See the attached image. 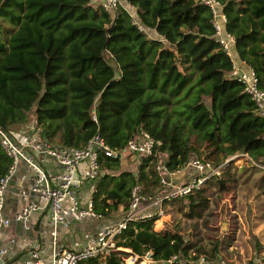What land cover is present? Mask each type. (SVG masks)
Masks as SVG:
<instances>
[{
	"label": "trees",
	"instance_id": "1",
	"mask_svg": "<svg viewBox=\"0 0 264 264\" xmlns=\"http://www.w3.org/2000/svg\"><path fill=\"white\" fill-rule=\"evenodd\" d=\"M218 1L232 49L264 88V0ZM125 5L105 10L89 0H0V127L18 132L34 124L41 137L63 146H80L98 131L115 151L99 153L100 173L90 192L92 208L102 216L118 205L125 209L133 186L156 193L160 163L167 171L191 157L220 165L218 174L179 196L185 214L196 217L207 205V184L225 190L233 181L227 156L244 154L262 168L264 116L230 75L232 60L200 0ZM142 131L157 142L148 154L128 152L135 154L133 172L121 166L117 152ZM9 164L0 147V176ZM262 175L264 169L260 182ZM157 217L129 220L115 245L138 254L149 250L158 260L153 264H200L199 257L202 264H217L215 248L196 245L191 255L194 243L187 236L154 230ZM114 254L105 261L118 264ZM95 259L86 262L97 264Z\"/></svg>",
	"mask_w": 264,
	"mask_h": 264
},
{
	"label": "built area",
	"instance_id": "2",
	"mask_svg": "<svg viewBox=\"0 0 264 264\" xmlns=\"http://www.w3.org/2000/svg\"><path fill=\"white\" fill-rule=\"evenodd\" d=\"M89 1L100 5L102 9L112 10L121 0ZM200 1L209 8L212 15L214 35L230 56L228 43L232 41V36L223 31L222 26L225 18L221 10V4L218 0ZM229 73L243 84V89L254 101L257 112L264 116V88L257 87L256 77L251 68L247 65L241 67L232 60ZM91 117L94 118V114ZM26 127L29 132L21 138L15 136V134L19 135V131L13 134L11 131L0 127V147L10 158L9 166L5 173L0 176V228L9 223V218L2 212L4 191L17 161L22 160L25 169L29 172V189L39 197L41 202L28 201L23 203L20 209L13 213L12 218L26 222L30 210L39 209L43 211L50 222L49 233L54 243L56 237L55 224H65L67 217L79 219L85 215L101 216L92 208L90 193L81 203L75 192L77 187L85 180L94 183L97 179L100 173L98 166L99 153L110 155L115 154V151L107 146L98 131H95L80 146H63L41 137L39 127L34 124H28ZM138 136L139 139L129 138L117 153L120 155L125 152L148 154L157 141L145 131L140 132ZM45 157L50 158L55 163L56 170L43 167L41 160ZM218 166L195 157L189 158L181 167L172 171H167L160 163L156 166L159 172V189L156 193H142L137 186L131 187L129 201L122 213L113 221L101 225L93 234L84 235L85 240L83 243L79 245L74 243V246L71 247H55L49 256L42 258L39 256L38 245L36 242H32L25 249L22 262L18 264H79L88 258L99 259L115 250H122L115 245V235L126 227L129 220L143 219L154 214L159 216L165 201L198 188L206 177L220 172ZM261 167L264 169V163ZM186 168L192 169L194 172L187 180L175 183L168 178L171 174L178 173ZM21 195L24 196L25 192L21 191ZM4 250L0 247V264H11L4 257ZM126 252L125 254L129 255L130 264L137 258H144L151 262L158 261L150 257L149 250L138 254L127 248ZM197 262L202 264L203 259L199 257Z\"/></svg>",
	"mask_w": 264,
	"mask_h": 264
},
{
	"label": "rangeland",
	"instance_id": "3",
	"mask_svg": "<svg viewBox=\"0 0 264 264\" xmlns=\"http://www.w3.org/2000/svg\"><path fill=\"white\" fill-rule=\"evenodd\" d=\"M28 117L32 119L30 111ZM192 138L194 134L189 133V139ZM246 157L240 153L226 157L225 163L229 160L233 181L225 190L207 184V205L198 216H187L183 199L177 196L163 203L152 228L176 230L187 236L194 243L188 248L191 255L196 254V245L206 251L215 248L217 264H264L260 260V255L264 253V175L261 182L258 180L263 168L257 164L258 168L253 167ZM219 168L220 165L218 171ZM255 241L259 243V249H255ZM118 249L122 250L114 251L117 263L130 264L129 255L123 252L127 248L119 246ZM105 257L95 259L97 264H111L110 259L105 261ZM79 264L88 263L85 260ZM132 264L153 262L137 258Z\"/></svg>",
	"mask_w": 264,
	"mask_h": 264
},
{
	"label": "crops",
	"instance_id": "4",
	"mask_svg": "<svg viewBox=\"0 0 264 264\" xmlns=\"http://www.w3.org/2000/svg\"><path fill=\"white\" fill-rule=\"evenodd\" d=\"M125 6L131 14H135L133 7ZM148 33L152 37H158L153 30H148ZM228 45L230 57L233 62L241 67H246V64L236 56L232 49L233 42L230 41ZM26 126H28V124L18 129L19 135L15 134L16 132L14 131L11 132L15 134L17 138H21L26 136L27 132H29ZM123 154L120 155L121 166L134 172L136 166L135 154L126 152ZM41 163L45 169L56 170L57 168L55 163L48 157L42 158ZM193 174L194 172L192 169L186 168L178 173L171 174L168 178L171 182L177 183L187 180ZM28 176L29 172L25 169V164L22 163V160H18L13 174L8 180L3 196L2 212L9 218V223L0 228V247L5 249L4 257H6L7 262L11 264L22 262L25 256V249L32 242H36L38 245L39 256L42 258L49 256L55 247H71L74 246V243L79 245L84 242V235L93 234L97 228L113 221L123 211L121 205H118L116 210L111 211L105 216L92 217L85 215L79 219H70L67 217L65 224H55L56 237L53 243L49 233L51 225L46 213L43 211L39 209L30 210L26 222L12 218L13 213L18 211L23 203H27L28 201H34L36 203L41 202L39 197L30 191ZM93 186L94 183L92 181L85 180L77 187L75 194L81 203L89 196ZM21 191L25 192L24 196L21 195Z\"/></svg>",
	"mask_w": 264,
	"mask_h": 264
},
{
	"label": "water",
	"instance_id": "5",
	"mask_svg": "<svg viewBox=\"0 0 264 264\" xmlns=\"http://www.w3.org/2000/svg\"><path fill=\"white\" fill-rule=\"evenodd\" d=\"M122 4H125V0H121ZM119 155V153H117ZM167 261H163V263H166Z\"/></svg>",
	"mask_w": 264,
	"mask_h": 264
}]
</instances>
